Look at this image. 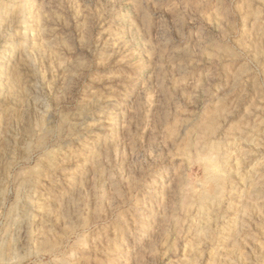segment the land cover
<instances>
[{"label": "rangeland", "instance_id": "obj_1", "mask_svg": "<svg viewBox=\"0 0 264 264\" xmlns=\"http://www.w3.org/2000/svg\"><path fill=\"white\" fill-rule=\"evenodd\" d=\"M0 264H264V0H0Z\"/></svg>", "mask_w": 264, "mask_h": 264}, {"label": "clouds", "instance_id": "obj_2", "mask_svg": "<svg viewBox=\"0 0 264 264\" xmlns=\"http://www.w3.org/2000/svg\"><path fill=\"white\" fill-rule=\"evenodd\" d=\"M221 164H222V172H223L224 171V161H222ZM216 186L217 185H216V181L215 180L214 181H209L208 186H207V188H208L207 195L208 196H215L216 195V193H215Z\"/></svg>", "mask_w": 264, "mask_h": 264}, {"label": "bare ground", "instance_id": "obj_3", "mask_svg": "<svg viewBox=\"0 0 264 264\" xmlns=\"http://www.w3.org/2000/svg\"><path fill=\"white\" fill-rule=\"evenodd\" d=\"M43 29V28H42ZM32 56V55H31ZM4 246H5V244H4ZM8 246H10V245H8ZM7 247V246H6ZM13 252V251H12ZM14 253V252H13Z\"/></svg>", "mask_w": 264, "mask_h": 264}]
</instances>
